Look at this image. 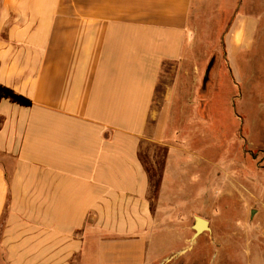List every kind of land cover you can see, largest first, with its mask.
<instances>
[{"label": "crops", "instance_id": "obj_1", "mask_svg": "<svg viewBox=\"0 0 264 264\" xmlns=\"http://www.w3.org/2000/svg\"><path fill=\"white\" fill-rule=\"evenodd\" d=\"M193 2L0 0V85L32 101L0 102V264L137 257L157 224L142 145L166 144L149 124L172 115L175 87L153 106L165 64L191 50ZM258 29L235 15L230 62Z\"/></svg>", "mask_w": 264, "mask_h": 264}, {"label": "rangeland", "instance_id": "obj_2", "mask_svg": "<svg viewBox=\"0 0 264 264\" xmlns=\"http://www.w3.org/2000/svg\"><path fill=\"white\" fill-rule=\"evenodd\" d=\"M237 13H254L259 29L249 58L230 62ZM190 27L191 50L165 64L153 106L162 112L175 87L172 115L149 124L166 144L144 140L141 150L157 224L133 261L115 264H264V0H194ZM196 216L210 232L195 235Z\"/></svg>", "mask_w": 264, "mask_h": 264}, {"label": "trees", "instance_id": "obj_3", "mask_svg": "<svg viewBox=\"0 0 264 264\" xmlns=\"http://www.w3.org/2000/svg\"><path fill=\"white\" fill-rule=\"evenodd\" d=\"M213 61L210 63L208 72L210 73L212 69ZM209 73L205 77V82L209 80ZM3 99H8L13 103H16L21 106L30 107L32 106V101L22 95L17 94L14 90L0 85V102Z\"/></svg>", "mask_w": 264, "mask_h": 264}, {"label": "water", "instance_id": "obj_4", "mask_svg": "<svg viewBox=\"0 0 264 264\" xmlns=\"http://www.w3.org/2000/svg\"><path fill=\"white\" fill-rule=\"evenodd\" d=\"M208 73L209 72L207 71L206 75H208ZM252 214H254V212H252ZM194 229H195V235H199L203 232L211 231L209 221L198 216L195 217Z\"/></svg>", "mask_w": 264, "mask_h": 264}]
</instances>
